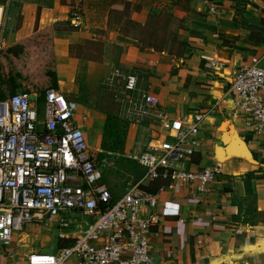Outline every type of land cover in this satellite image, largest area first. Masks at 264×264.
<instances>
[{
    "label": "crops",
    "instance_id": "1",
    "mask_svg": "<svg viewBox=\"0 0 264 264\" xmlns=\"http://www.w3.org/2000/svg\"><path fill=\"white\" fill-rule=\"evenodd\" d=\"M215 1L217 15L207 12L205 0H185L186 11L179 21L184 24L187 18L188 24H195L194 17L187 14L194 9L195 16L206 19L211 27L190 36L193 47H185L180 59L168 48H143L139 38L125 35L121 27L112 28L109 14L114 0H49L44 4L14 0L10 8L17 9L20 22L10 20L4 27V45L35 31L53 30L57 89L77 102V120L93 150L101 149L107 114L88 104L85 88H98L114 65L138 72L162 107L174 114L192 117L206 113L193 166L219 165L221 172L211 190L199 198L192 197L187 185L158 191L157 206L149 208L161 217L151 238L155 264H264V134L253 130L249 115L238 110L229 92L239 66L256 57L264 67V42L260 33L254 34L263 28L247 8L254 0H248L243 17L237 15L236 0ZM124 2L132 7L133 24L145 28L153 0ZM76 5L80 26L71 23ZM120 37L127 39V46L117 62L110 60L107 51L95 56L99 51L89 47ZM137 132L129 124L123 154L130 152ZM110 184L116 194L125 189V185L116 188ZM15 250L0 252V264H27L32 250L20 260V250Z\"/></svg>",
    "mask_w": 264,
    "mask_h": 264
},
{
    "label": "built area",
    "instance_id": "2",
    "mask_svg": "<svg viewBox=\"0 0 264 264\" xmlns=\"http://www.w3.org/2000/svg\"><path fill=\"white\" fill-rule=\"evenodd\" d=\"M13 4L0 3V47ZM205 4L217 15V1ZM70 17L81 25L78 5ZM103 85L121 118L137 127L127 154L93 150L77 120V102L57 88H47L42 101L26 91L0 99V243L10 245L28 225H56L59 239L74 238L54 252L32 251L27 264H155L151 238L161 217L149 208L157 206L158 191L144 186L156 180L166 182L159 191L187 185L199 198L221 172L219 165L193 166L206 113L185 117L163 108L151 85L121 65ZM229 92L253 130L264 134V67L258 58L238 67ZM122 157L144 171L116 194L101 166H114Z\"/></svg>",
    "mask_w": 264,
    "mask_h": 264
},
{
    "label": "rangeland",
    "instance_id": "3",
    "mask_svg": "<svg viewBox=\"0 0 264 264\" xmlns=\"http://www.w3.org/2000/svg\"><path fill=\"white\" fill-rule=\"evenodd\" d=\"M39 1H42L44 4L49 0ZM153 2L155 5H153L149 13V24L142 29L137 28L138 26L133 24V21L130 20L132 12L131 5L129 6L124 0H114V2L110 3L112 6V13L109 14V16L112 18L113 22L110 26L112 28L121 27L125 35L139 38L143 48H168L172 53L174 52L173 56L180 59V56H182L181 51L185 49V47H193L190 36L195 34V32H201L200 29L202 26L197 27L195 24H192L191 21L190 24H188L187 18H185L187 21H185L184 24L179 21V16L183 14V11H186L185 7L187 3L185 0H153ZM0 3L4 4V0H0ZM246 3L248 2L240 1L241 6H246ZM249 7L251 15L253 14L258 22L260 21L264 29V0H254L252 4L247 6V8ZM81 9H84L83 6H81ZM193 10L194 9H189L187 14L195 19L197 13L192 12ZM19 16L17 9L10 8L7 12L4 26H6L10 20L14 22L13 24H18L20 22ZM252 24H254V22ZM36 33L37 31L31 36L33 37ZM4 34L5 30L3 31V35ZM36 40L37 39L34 38L23 45V48L25 47L24 55L17 54L15 48L9 49L14 43H5V45L2 43L0 47V51L2 50L0 52V63L2 76L4 78L2 89L5 97L13 93V84L10 85L6 82V80L10 79L8 74L15 73V71L11 73V63L13 62L15 63L14 66L16 69L20 70L21 77L19 78L21 81L19 80L18 82L22 83V86L18 87V85L15 91H26L31 94L32 98H36L42 95L45 89L50 88L51 78L46 75L45 71L49 66H52L48 63V61L52 59V52L48 46V51L45 50L42 53H36V51L39 50V48H37L39 45L35 44ZM126 42L127 39L125 37H120L115 41L107 39L106 42L91 43L89 47L93 48L95 51H99L95 53V56H99L101 52L107 51L110 60H115L117 62L121 51L127 46ZM54 57L56 62L55 52ZM56 70L58 71L57 63ZM84 96L87 99L89 98L88 104L93 106V108L103 110L105 113L106 111L112 112L120 116V107L113 99V96L105 89L103 82L98 88H85ZM88 141L90 146H93L92 141L90 139ZM140 169L144 171L142 166L126 157H122L120 162L114 166H101L104 181L107 184H114L113 186L116 188L119 187V184L126 186L127 182L137 179ZM60 240L61 239L58 238V227L56 225H53L52 228L43 225H28L24 230L15 233L14 241L10 245L4 246L0 243V252L12 253L17 249L20 250V253H18V260L24 259V257L26 259V255L30 250L57 251Z\"/></svg>",
    "mask_w": 264,
    "mask_h": 264
},
{
    "label": "trees",
    "instance_id": "4",
    "mask_svg": "<svg viewBox=\"0 0 264 264\" xmlns=\"http://www.w3.org/2000/svg\"><path fill=\"white\" fill-rule=\"evenodd\" d=\"M237 1V8L239 9L238 12V16L240 15L241 17H243V13L245 10L246 6H241L240 1H246L249 2L247 0H236ZM247 5V3H246ZM241 11V12H240ZM195 22V26L199 27L202 26L201 29L205 30L210 26V22H208L206 19L203 21L201 19V16H195L194 19ZM242 24H246V21L243 20ZM263 28V27H262ZM264 30V29H263ZM261 30L259 32H255V35H260L262 36V42H264V31ZM198 33V32H195ZM258 33V34H257ZM53 30L51 29H46V30H40L38 31L33 37H29L20 41L15 42L14 44H12L10 46L9 49H16V53L17 54H23L25 53L23 45L26 44L27 42L31 41L32 39L36 38L37 40L35 41V44H38L39 46L37 48H39L38 51H36V53H42L45 50L48 51V46L50 47V50L52 52V59L50 61H48V63L52 66H49L47 68V70L45 71L46 75L49 76V78H51V85L50 87L52 88H57V70H56V62H55V57H54V50H53ZM2 51V50H1ZM0 51V52H1ZM14 62L11 63V73L15 71L14 74H8V77H10L9 80H6V82H8L10 85L13 84V93H15V89L20 86H22L21 82H18L19 80L21 81V79L19 77H21V73L19 72V69H16V67L14 66ZM2 83H4V78L2 76V72H1V63H0V99L5 98V94L3 92L2 89ZM46 90V89H45ZM44 90V91H45ZM43 91V92H44ZM12 93V94H13ZM11 94V95H12ZM43 95H41L40 100H43ZM107 114V119L105 122V126H104V134H103V138H102V142H101V149L105 152L107 151H111V152H115V153H124L125 150V143H126V139H127V133H128V123H126L119 115L114 114L112 112H108L106 111ZM166 182L164 180H156V181H152L150 184L145 185L144 187L150 191L153 192H157L159 191L160 187H162ZM74 242V238H67V239H61L58 245V249L67 247L72 245Z\"/></svg>",
    "mask_w": 264,
    "mask_h": 264
}]
</instances>
